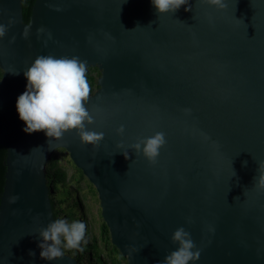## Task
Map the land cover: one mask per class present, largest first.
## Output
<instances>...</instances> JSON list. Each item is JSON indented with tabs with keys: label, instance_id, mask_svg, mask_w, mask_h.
<instances>
[{
	"label": "water",
	"instance_id": "95a60500",
	"mask_svg": "<svg viewBox=\"0 0 264 264\" xmlns=\"http://www.w3.org/2000/svg\"><path fill=\"white\" fill-rule=\"evenodd\" d=\"M189 3L159 15L151 0H35L26 22L22 0H0V264H78L38 247L55 220L45 168L59 148L96 187L127 264L162 262L179 227L200 250L193 264H264V0ZM39 55L100 69L86 104L97 147L23 131L16 101ZM156 132L166 144L151 163L130 145Z\"/></svg>",
	"mask_w": 264,
	"mask_h": 264
},
{
	"label": "clouds",
	"instance_id": "9594fccd",
	"mask_svg": "<svg viewBox=\"0 0 264 264\" xmlns=\"http://www.w3.org/2000/svg\"><path fill=\"white\" fill-rule=\"evenodd\" d=\"M156 12L174 14L181 6L185 11L191 10L189 0H151ZM209 6L218 10L227 7L225 0H204ZM8 27L0 24V38L7 33ZM41 29L40 31H42ZM28 30L24 35L27 36ZM13 74H18L13 72ZM27 80L26 90L18 96L16 110L19 119L24 122L23 131L28 134L44 132L49 138L62 139L66 133L75 132L85 145L97 147L104 138L103 132L88 130L87 125L93 123V117L86 104L91 88L87 80V63L79 57H55L39 55L24 71ZM124 128L117 129L123 134ZM166 144L165 134L156 132L154 135L139 139L130 147L141 153L149 162L154 163L160 149ZM122 147V145H121ZM125 159L128 155L123 152ZM247 163L246 161L244 162ZM264 168V162L259 163V169ZM255 179V178H254ZM258 186L264 187V175L258 180ZM18 197H12L14 202ZM42 242L40 257L46 261L56 260L64 255V250L82 251L86 243L87 225L81 220L69 222L65 218H57L38 232ZM178 247L171 251L159 264H193L200 257L191 235L183 227L176 229L171 237ZM195 249V250H194ZM30 256L35 252L30 251Z\"/></svg>",
	"mask_w": 264,
	"mask_h": 264
},
{
	"label": "trees",
	"instance_id": "16d2710c",
	"mask_svg": "<svg viewBox=\"0 0 264 264\" xmlns=\"http://www.w3.org/2000/svg\"><path fill=\"white\" fill-rule=\"evenodd\" d=\"M35 0H22L24 21L30 19ZM88 72V70H87ZM3 70L0 68V79ZM101 71L98 67L87 73L91 92L99 87ZM64 148L57 149L49 160L45 172L55 219L84 221L87 225L86 243L82 251L64 250L75 257L78 264H127V257L113 244L111 233L99 209L98 220L91 215L89 196L98 197L96 187L90 182ZM6 149L0 145V199L5 183ZM100 202V200H99Z\"/></svg>",
	"mask_w": 264,
	"mask_h": 264
},
{
	"label": "rangeland",
	"instance_id": "374dc122",
	"mask_svg": "<svg viewBox=\"0 0 264 264\" xmlns=\"http://www.w3.org/2000/svg\"><path fill=\"white\" fill-rule=\"evenodd\" d=\"M64 153H67V151H65ZM89 205H90L91 215L94 216L96 220H98L99 209H100L99 199H97L96 197L89 196Z\"/></svg>",
	"mask_w": 264,
	"mask_h": 264
}]
</instances>
